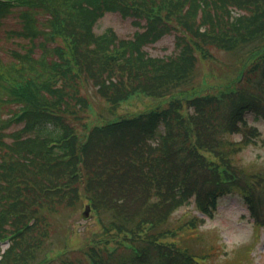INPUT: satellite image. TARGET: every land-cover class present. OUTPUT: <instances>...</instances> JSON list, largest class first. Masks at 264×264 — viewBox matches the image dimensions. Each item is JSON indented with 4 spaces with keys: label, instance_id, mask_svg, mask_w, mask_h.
Listing matches in <instances>:
<instances>
[{
    "label": "trees",
    "instance_id": "trees-1",
    "mask_svg": "<svg viewBox=\"0 0 264 264\" xmlns=\"http://www.w3.org/2000/svg\"><path fill=\"white\" fill-rule=\"evenodd\" d=\"M106 12L131 17L138 29L129 38L113 28L98 34L95 27ZM167 35L174 36L173 50L152 55L148 47ZM212 48L244 59L221 87L206 91L199 87L204 79L192 85L200 63L196 52L213 61ZM0 53L8 55L0 59V128L8 121L21 125L10 142L0 131V241L11 236L7 252L0 250V264L49 263L53 247L38 258L35 247L43 249L42 241L25 250L21 244L49 226L64 199H90L104 229L97 241L106 247L90 246L88 264H208L180 232L212 216L218 197L232 187L251 209L264 204V175L257 178L237 168L232 155L242 148L233 136L253 130L247 112L264 119V86L256 84L264 80L253 71L264 75V0H4ZM43 64L55 73L46 74ZM79 65L85 72L82 84L92 82L115 104L129 100L137 89L155 97L192 92L172 98L163 111L99 124L78 148L72 120L87 109L77 99V106L71 103L74 95L66 94L64 77L73 76ZM118 71L127 75L121 78ZM246 72L255 84H246ZM18 110L22 115L14 121ZM109 136L115 143L103 152L99 144ZM40 156L52 164L41 168L36 164ZM61 166L70 170L69 178L54 170ZM48 168L57 174L51 184L43 172ZM82 186L88 188L84 195ZM35 191L58 203L25 206ZM130 199L144 203L134 212ZM192 201L202 216L172 226L170 214ZM177 234L183 244L174 239Z\"/></svg>",
    "mask_w": 264,
    "mask_h": 264
},
{
    "label": "rangeland",
    "instance_id": "rangeland-1",
    "mask_svg": "<svg viewBox=\"0 0 264 264\" xmlns=\"http://www.w3.org/2000/svg\"><path fill=\"white\" fill-rule=\"evenodd\" d=\"M8 27L11 28L10 22L8 23ZM108 28H113L121 38L132 37L134 32L138 29L132 23L131 17H123L118 12L105 14L99 19L95 30L99 34ZM174 44V36L167 35V37L157 42L155 46H149L148 50L152 55H164L173 50ZM212 52L215 56L213 61L203 59L202 52H196L200 63L197 64L192 85H200L201 81L204 79L206 83H202L199 87H203L206 91H212L215 85L221 87L223 82H225L230 75H234L233 73H235L236 66L239 62L242 64L244 59L236 58L233 60L236 56L233 52L215 48L212 49ZM1 56L8 58L6 54L1 55L0 53V59ZM225 62H230V64L222 69V63ZM78 67L79 68L75 67L74 71H76L74 75L66 80L64 86L67 94L74 95L71 99V103L77 106L75 99H77L79 103L80 99L83 98L80 105L87 109L83 112L81 119L72 120L76 127L75 145H77L78 148H80L82 142L86 141L89 133L97 125L106 123L110 118L115 119L120 116H134L138 112L147 111L158 106L165 108L172 98H181L186 93L192 92V90L189 92L181 90L176 93L173 92L172 95L166 97H155L150 94L139 93L142 90L137 89V93L132 95L129 100L115 104L101 97L90 82L86 83L81 88L82 83L79 80L82 78V75H85V72L81 65ZM42 68L46 72L49 70L50 65H42ZM253 71L261 75L264 80V75L259 72V70ZM118 74H121L120 71H118ZM125 75L127 74H121V78ZM246 75L248 76L246 84H255L247 72ZM256 84L258 87L264 86V82ZM260 91L261 89L259 92ZM84 96L89 100V103H86ZM9 107H11V105H9ZM9 107H7V110ZM8 116L9 114H5L3 118ZM247 122L253 130L250 131L248 135H245L246 132L242 131L244 135L239 132L233 136V139H239V144L237 146L242 147L241 149L236 148L233 150V159L236 160L237 168L241 170L246 169L250 173L255 172L257 174L254 175H256L257 178H261V176L264 175V119L260 117L256 118L253 112H249L247 114ZM20 127L21 125L9 126L4 123V127L0 128V131L4 133V141L10 142L12 140L11 134L17 132L16 129ZM252 136H254L255 142L251 141ZM114 143L115 136H109L104 138L99 145L104 152L107 145H112ZM78 153L80 156L81 152L79 151ZM83 158L84 156L82 154L81 159L78 161H81ZM36 164L41 168H46L48 164H52V159L40 156ZM107 167L108 165L103 166V168ZM56 169L63 173V179L69 178L67 175L70 170L66 166H61L60 169L59 167L54 168L55 171ZM54 170L48 168L43 171L47 173L50 184L57 179V174ZM251 180L254 181L255 178ZM262 184H264V182ZM86 189L88 190L87 186H82L80 188L81 194L84 195ZM258 192L263 194L261 191ZM30 196L32 199L27 200L25 206L36 205L39 201L45 203H58L53 197L44 199L45 196L38 194L36 191L32 192ZM143 203L144 202L138 199H130L129 208L136 212ZM91 204V200L85 197L73 203L68 202L66 199L62 200L57 204L55 217L47 221V224L50 223L49 226L46 228L45 225L40 232H35L33 237L34 241H29L26 237L21 244L22 250H25L31 243L42 241L44 243L43 249L35 247L38 252V258L42 256L45 249L54 247L49 255H53L56 258H54L55 260L53 263H51V261L49 264H62V258H66L76 264H88L89 257L86 251L90 246H99L97 240L100 236H103L104 230L101 222L98 220V213L93 206L91 207ZM262 206L251 209L240 190L236 187H232L220 196L218 206L212 216L207 217L203 223L197 222L196 228L190 227L191 230L189 232L181 231L180 235L184 237L188 245L192 246V248L197 251L199 260H203L208 264H264V223H262L264 222V204ZM87 209L88 214L86 215L85 211ZM170 215L169 222L171 225L178 226L185 225L187 219L193 215L198 216L200 213L197 211L196 204L191 202L181 206L177 211L174 210ZM6 226L10 227V224L8 223ZM182 228L183 226H179L177 230L180 231ZM128 237H130V235H128ZM120 238H124L123 235ZM174 239L180 244H183V242L179 240L178 234ZM115 240H118V238L113 239V241ZM6 246L7 245L2 246V254L7 252L9 247ZM63 246L67 248V251H65L61 257H58L55 251L56 249H61ZM104 247H106V245ZM202 255L208 256L210 258L209 261L201 258Z\"/></svg>",
    "mask_w": 264,
    "mask_h": 264
}]
</instances>
